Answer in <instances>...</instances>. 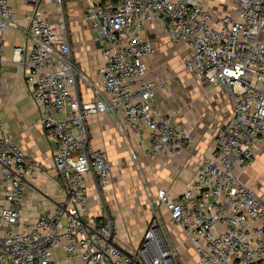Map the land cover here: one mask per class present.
<instances>
[{
	"label": "built area",
	"instance_id": "built-area-1",
	"mask_svg": "<svg viewBox=\"0 0 264 264\" xmlns=\"http://www.w3.org/2000/svg\"><path fill=\"white\" fill-rule=\"evenodd\" d=\"M23 1L30 9L23 16L26 44L13 48L12 62L24 68L38 124L57 143L52 162L64 199L25 220L29 158L0 122V264H175L160 205L200 264H264V197L237 170L264 153V0H230L234 13L214 21L201 0H83L81 19L102 41L105 60L101 95L88 101L74 91L82 72L73 59L64 0ZM48 5L56 8L55 18L48 16ZM161 19L170 40L189 48L181 56L184 69L222 89L232 115L176 200L156 190L138 246L124 250L106 212L89 216L86 178L105 191L110 164L106 150L90 144L86 120L109 112L124 133L138 138L147 129L150 156L178 155L195 141L193 130L156 101L164 81L149 69L154 49L143 30ZM11 26H18L11 0H0V80L4 33ZM131 159H138L133 150Z\"/></svg>",
	"mask_w": 264,
	"mask_h": 264
},
{
	"label": "crops",
	"instance_id": "crops-1",
	"mask_svg": "<svg viewBox=\"0 0 264 264\" xmlns=\"http://www.w3.org/2000/svg\"><path fill=\"white\" fill-rule=\"evenodd\" d=\"M64 3L73 59L82 72L74 91L81 100L88 101L96 94L101 95L99 69L105 63L103 43L81 19L85 2L64 0ZM201 4L210 12L213 21L235 11L230 0H201ZM11 6L18 26L9 27L4 33L0 122L29 158L31 172L24 182L22 209L25 220L31 221L62 201L64 192L52 162L57 143L38 124L39 110L26 85L24 68L12 62L13 48L26 44L23 16L30 9L23 0H11ZM45 10L49 17L51 14L55 18L54 6H45ZM165 23L162 19L154 21L143 30L145 40L154 49L147 58L149 69L158 72L164 81L163 87L156 91V101L163 111L175 112L177 119L193 130L195 141L181 154L150 156L146 154L149 144L147 129H143L138 138L130 130L124 133L109 112L86 120L90 144L95 148H104L110 164V181L105 191L99 192L95 179L86 178L89 216H100L106 212L113 221L116 243L124 250L138 246L152 212L147 208L142 213V200H138L135 193L134 188L137 187L140 198L143 197L141 183L136 179L129 161L131 150L138 154L137 164L140 167L137 171L145 178L148 199L157 189L163 188L170 199L176 200L195 178L201 161L211 155L216 132L227 126L232 115V102L223 95L222 89L213 86L203 75L184 69L181 56L189 52V48L182 42L170 40ZM96 89L98 92H95ZM237 170L240 179L254 186L264 197V153L257 156L251 167ZM162 206L160 209L163 212ZM163 217L167 220L165 227L173 247L185 258L189 257L192 264L194 261L200 264L182 229L170 223L167 216Z\"/></svg>",
	"mask_w": 264,
	"mask_h": 264
},
{
	"label": "rangeland",
	"instance_id": "rangeland-1",
	"mask_svg": "<svg viewBox=\"0 0 264 264\" xmlns=\"http://www.w3.org/2000/svg\"><path fill=\"white\" fill-rule=\"evenodd\" d=\"M64 10H65V5H64ZM65 13H66V10H65ZM130 159H131V156H130ZM130 159H129V161H130V164L132 165V167L134 169V172H135V175H136V179L139 180L140 183H141V191H142L141 193H142L143 197L140 198L137 187H135L134 190H135V193H136V195L138 197V200L139 199L142 200V203H141L142 213L144 214L146 212V209L150 208V212L152 211L151 212V216H152L154 208H153V206L151 204V200H152L153 196H155V194L150 196L149 199H148V196L146 194V188H145V185H146L145 184V178H144V176L142 174H140L139 171H137V170H139L138 168L140 167V165L137 164L138 162H134L132 159L131 160ZM161 206L162 205H160L158 207V215H159L160 220L162 222L164 235H165V237H166V239L168 241V244L173 248V252H174L173 253L174 254L173 255V260H174V263L175 264H192L189 257L185 258L184 256L181 255L180 252H178L176 250L175 247H173V244L171 243V241L169 239V236H168L167 227H165L167 220H165L164 217H163V215L167 216L168 221H170L169 220V216H168V212L165 210L164 206H162V207L164 208L165 211L162 212L161 209H160ZM151 216L149 215V220L151 219ZM149 220L147 222V226L149 224ZM193 264H197V263L194 261Z\"/></svg>",
	"mask_w": 264,
	"mask_h": 264
},
{
	"label": "trees",
	"instance_id": "trees-1",
	"mask_svg": "<svg viewBox=\"0 0 264 264\" xmlns=\"http://www.w3.org/2000/svg\"><path fill=\"white\" fill-rule=\"evenodd\" d=\"M114 1V0H113ZM103 3V2H102Z\"/></svg>",
	"mask_w": 264,
	"mask_h": 264
}]
</instances>
